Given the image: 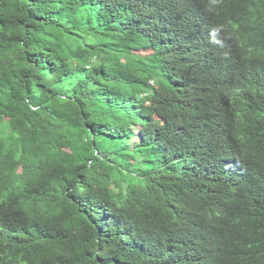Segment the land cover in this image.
<instances>
[{
  "label": "trees",
  "instance_id": "16d2710c",
  "mask_svg": "<svg viewBox=\"0 0 264 264\" xmlns=\"http://www.w3.org/2000/svg\"><path fill=\"white\" fill-rule=\"evenodd\" d=\"M261 61L264 0H0V264H264Z\"/></svg>",
  "mask_w": 264,
  "mask_h": 264
},
{
  "label": "clouds",
  "instance_id": "9594fccd",
  "mask_svg": "<svg viewBox=\"0 0 264 264\" xmlns=\"http://www.w3.org/2000/svg\"><path fill=\"white\" fill-rule=\"evenodd\" d=\"M237 24L241 28L240 36L233 37V36L230 35L228 37L233 42L234 45L237 44L240 48H244L247 51H249L248 44L246 42V38H247V36H254L258 32L256 31V29L254 27L251 26L252 23L247 21L245 19V17H243L242 15H240ZM219 44L222 46L223 43L219 42ZM261 63H262V66L264 67V61H261ZM251 141H253V140H249V143ZM253 154H255V151H253ZM237 167L243 173L244 166L242 164H237ZM246 168L251 172L250 175H258V177H259L260 174L264 173V169L263 168H259L252 158H248L247 159ZM237 179L239 181L242 180L241 176H239Z\"/></svg>",
  "mask_w": 264,
  "mask_h": 264
}]
</instances>
